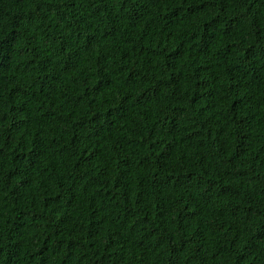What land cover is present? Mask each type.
I'll return each mask as SVG.
<instances>
[{
  "label": "trees",
  "instance_id": "16d2710c",
  "mask_svg": "<svg viewBox=\"0 0 264 264\" xmlns=\"http://www.w3.org/2000/svg\"><path fill=\"white\" fill-rule=\"evenodd\" d=\"M0 264H264V0H0Z\"/></svg>",
  "mask_w": 264,
  "mask_h": 264
}]
</instances>
